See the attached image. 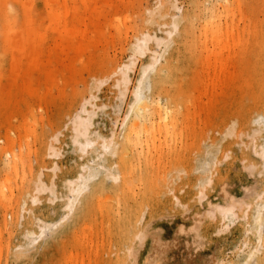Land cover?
<instances>
[{"label":"rangeland","instance_id":"obj_1","mask_svg":"<svg viewBox=\"0 0 264 264\" xmlns=\"http://www.w3.org/2000/svg\"><path fill=\"white\" fill-rule=\"evenodd\" d=\"M239 1L246 17L222 19L217 38L207 21L218 0H0V264H238L253 253L250 264H264V213L254 226L264 203V0ZM155 54L143 92L177 122L133 149L144 187L131 192L111 176L123 162L101 139L121 132ZM78 117L97 140L88 154L73 145ZM9 148L24 165L8 176ZM97 157L107 171L31 245L27 232L67 214V182Z\"/></svg>","mask_w":264,"mask_h":264},{"label":"bare ground","instance_id":"obj_2","mask_svg":"<svg viewBox=\"0 0 264 264\" xmlns=\"http://www.w3.org/2000/svg\"><path fill=\"white\" fill-rule=\"evenodd\" d=\"M218 2L219 4H217L216 2L217 5H214L212 7L211 20L209 22L207 21V23L208 28H211V26L214 27L213 36L220 38L224 35L221 23L222 19H227L229 16L236 17L238 15H241V19H244L246 16L244 17V15L242 14V3L239 0H218ZM54 5V1H51L49 3V7H53ZM178 10L180 11V7H178ZM16 13L17 12L14 6V2H11L7 5L4 16L8 19V21H11L16 18ZM173 27L174 31H176L177 26L173 24ZM2 28L5 30H9L11 26L8 24H4ZM168 33V36L172 37V32ZM261 34H264V31H262ZM263 36L264 35H262V37ZM149 40L150 36L146 33L143 34V38L139 39L138 43L136 44V49L144 51ZM159 44H161V41H159ZM152 59V65L149 68L144 67L142 69L141 79L139 80V83L134 87L135 89L133 91V101L130 105L129 112L126 114L125 118L122 121L121 132L117 137L113 134L109 139H101L104 151L108 154H118L121 158V161L123 162L121 167L114 168L115 174L111 176L116 180H120L125 186L128 187V189H130L131 192L133 191L134 187L136 188V185H134L135 182H137L140 187H144V176L141 175L140 177H137L135 176L136 174H134L136 167L135 165H133V149L137 147H141L143 150L149 149L152 144L156 143L158 136H163L165 130H168L170 126L177 122V120L175 119H170L174 114V110L172 106L163 101V98L159 96L153 102H151V98H148L144 95V80L146 78L148 70L155 68L159 64V54H155ZM127 73L128 71L124 72L123 77L125 87L130 84V79ZM77 121L78 123L75 129L76 135L73 139V145H76L83 154H88L90 150H94L95 145L97 144V140H91L88 138V132L84 126L83 120H81L80 117H78ZM130 123H132V125H130ZM258 123L264 126V114L260 116V118L258 119ZM83 129H85V131ZM31 136V134L27 135V139H29V137ZM27 149L30 152L32 151L31 146H27ZM2 157L3 159L8 160V167L6 170L8 172V176L12 175L14 171H18L19 167L24 165L23 154H15L12 148L4 149ZM140 158H142L144 162L147 163L148 156L138 155V160ZM105 171H107L106 166L102 163L101 158L98 157L96 159H91L89 163L83 165L82 172H80L75 179L67 182V202L64 206V210L67 214L61 217L57 222H45L42 220H38V232L35 233L33 231H28L26 234L31 241L30 244L33 245L39 243L42 239L47 237L51 232L58 228L60 224L75 211L80 197L85 193L86 190H88L90 185H92L91 183ZM10 183L11 182L7 177L6 184L8 186H11ZM1 188L3 189L5 187H2V185L0 184V189ZM9 190L11 191V193H13L12 187H9ZM42 190H46L44 183L37 187V192ZM2 193H4V190ZM29 195H31V193H28V196ZM31 201L33 204H35L38 201V197L32 196ZM25 207L26 202L22 204V209L25 210ZM263 213L264 203H261L260 205H258L254 215V226L256 229H258V231H260L263 227ZM225 216L226 218H228L229 223L233 222L234 213L232 210L226 211ZM254 254L255 253L242 257L241 261L238 264H250L254 257Z\"/></svg>","mask_w":264,"mask_h":264}]
</instances>
